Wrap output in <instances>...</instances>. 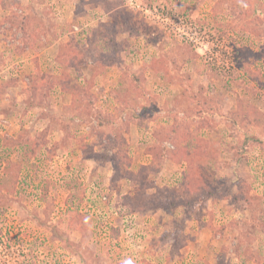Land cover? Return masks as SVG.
Wrapping results in <instances>:
<instances>
[{
    "label": "rangeland",
    "instance_id": "rangeland-1",
    "mask_svg": "<svg viewBox=\"0 0 264 264\" xmlns=\"http://www.w3.org/2000/svg\"><path fill=\"white\" fill-rule=\"evenodd\" d=\"M0 264H264V0H0Z\"/></svg>",
    "mask_w": 264,
    "mask_h": 264
},
{
    "label": "crops",
    "instance_id": "crops-1",
    "mask_svg": "<svg viewBox=\"0 0 264 264\" xmlns=\"http://www.w3.org/2000/svg\"><path fill=\"white\" fill-rule=\"evenodd\" d=\"M24 55H25V54H24ZM12 56L15 58V60H14L15 63H13V64H17V65H19L18 62H17V60H19V63H20V62L24 63L23 68L25 67V65H26V63H27V61H28L27 59L23 58L22 55H20V56H19V55H15V53H14V54L12 53Z\"/></svg>",
    "mask_w": 264,
    "mask_h": 264
},
{
    "label": "trees",
    "instance_id": "trees-1",
    "mask_svg": "<svg viewBox=\"0 0 264 264\" xmlns=\"http://www.w3.org/2000/svg\"><path fill=\"white\" fill-rule=\"evenodd\" d=\"M59 55V54H58ZM57 58H58V56H57ZM57 58H56V61H57Z\"/></svg>",
    "mask_w": 264,
    "mask_h": 264
},
{
    "label": "built area",
    "instance_id": "built-area-1",
    "mask_svg": "<svg viewBox=\"0 0 264 264\" xmlns=\"http://www.w3.org/2000/svg\"><path fill=\"white\" fill-rule=\"evenodd\" d=\"M131 1V0H130Z\"/></svg>",
    "mask_w": 264,
    "mask_h": 264
}]
</instances>
